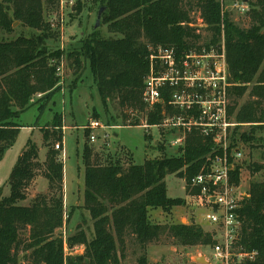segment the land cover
Masks as SVG:
<instances>
[{
	"label": "trees",
	"instance_id": "trees-1",
	"mask_svg": "<svg viewBox=\"0 0 264 264\" xmlns=\"http://www.w3.org/2000/svg\"><path fill=\"white\" fill-rule=\"evenodd\" d=\"M91 1L104 8L101 20L118 36L89 35L80 50L63 54L59 49L50 50L49 41L56 40L57 32L44 18L45 9L59 0H0V34H12L14 22L37 31L0 38V159L19 130L13 118L39 101L45 102L38 106L42 111L59 91L57 67L64 56L74 71L80 69L82 60L88 61L106 114L107 102L115 99L127 125L144 121L152 126L160 124L163 111L167 112V87L162 90L163 102L152 106L144 102L143 84L151 52L170 47L178 56L190 50H208L223 36L227 91L234 105L229 114L247 92L236 112V123L252 128L264 124V0H247L246 27L234 23L219 0H194L195 8L191 3L187 7L184 0ZM191 9L206 25L205 36L197 32ZM57 117L55 114L50 124L51 134L43 133L48 148L44 161L38 160L36 145L28 142L11 169L9 194L0 197V264H120L129 239L144 251L164 234L182 246L214 243L212 234L197 224L152 223L149 217L152 209L168 212L184 203L181 198L167 196V175H177L188 184L209 167L210 158L223 155L208 154L214 143L192 130L186 135L182 154L146 158L142 164L131 162L126 167L118 160L98 163L97 153L84 146L83 208L93 221V236L87 239L83 230L75 232L67 243L70 247L83 245L84 251L64 257L63 236L57 232L65 223L63 161L49 144L52 138L61 139L55 130L62 127ZM240 136L248 141L253 132ZM147 149L146 143L145 152ZM38 174L47 180V191L20 205ZM238 176L239 167L234 165L229 171L233 185L238 184ZM239 212V243L244 251L255 252L254 258L243 264H264V180L250 183ZM24 234L27 238L22 239ZM137 264H148L146 255L139 256Z\"/></svg>",
	"mask_w": 264,
	"mask_h": 264
},
{
	"label": "rangeland",
	"instance_id": "rangeland-1",
	"mask_svg": "<svg viewBox=\"0 0 264 264\" xmlns=\"http://www.w3.org/2000/svg\"><path fill=\"white\" fill-rule=\"evenodd\" d=\"M219 1L223 3L224 9L227 10L230 19L234 23L241 27H246L249 24L247 15L249 4L247 0ZM184 2L187 3V7L188 3H191L193 8L196 7L194 6V0H184ZM99 8L100 6L91 0H59V3L51 8L47 7L44 18L52 23V28L57 32L56 40L49 41L50 50L59 49L63 54H67L71 51L80 50L82 41L89 35L95 34L101 38L118 36L108 30V25L102 22L101 17L98 25L95 26ZM190 16L197 32L205 36L206 25L199 18L197 11L191 9ZM13 26L14 32L12 34H0V38L11 39L19 34L29 36L37 33V31L19 22H14ZM223 53L222 36V40L216 42L213 48L206 52L208 56H204L202 62L197 63L198 56L192 57L189 61L191 64L188 63V66H185L179 73L175 69L176 65H174V71H168V76L173 77L174 82L175 79L178 82L174 85V87L177 85L175 91L181 88H192L195 84L193 82H196L197 78L213 77L210 72L218 70L219 74L223 75L222 68L227 78L226 65L222 63ZM201 54H205V52L203 51ZM62 61L57 67L60 89L53 94L45 108L39 111L38 106H44L45 102L37 101L38 103L32 104L27 110L21 112L18 117L13 118V121L19 125V130L12 145L4 150L0 159V197L9 194L8 180L11 169L28 142L36 145L38 160L40 162L44 161L48 148L43 144V133L48 131L51 134L52 128L49 127L56 114L62 127L60 131L55 130L58 135L61 134V139L57 141L56 138H50L51 143L49 144L50 147L57 150L55 145L59 143L60 149L57 151H59L61 157L63 153L65 154L61 158L64 169L65 223L57 232L68 239L78 230H83L87 239H91L93 236V221L88 211L83 208V147L88 146L94 155L97 153L98 163L106 164L109 160H118L126 167L131 162L142 164L146 158L182 154L185 144L182 148L172 146L170 142L181 136V134L174 131L169 133V130L161 124L147 126L143 124L144 121H141L137 125H127V121H123L120 107L115 99L107 102L108 114H106L88 61L82 60L80 69L77 71H74V67H72V64L70 65L65 56ZM156 67L157 69H155L159 70L160 73L167 69V65L163 60L157 62ZM183 76L187 78H183ZM165 86L171 87L167 84V81L163 83V87ZM39 97L40 95L36 98ZM245 99L246 94L241 98V103ZM232 106L234 105L230 103L229 108ZM235 114L234 110L230 113L232 120L236 123ZM89 120H97L106 127L94 132L96 136L94 142H90V131L84 128ZM250 131L253 132V139L243 140L240 136L241 133ZM145 136L148 138L147 142ZM146 143L147 152H145ZM216 148L222 150L224 154H228L226 163L231 168L234 165L239 167L238 184H234L239 193L246 195L251 182L264 180V124L252 128L249 124L236 123L234 127L229 129L225 144H222V146L218 144ZM208 154H211V152ZM219 154H222V152ZM255 167L258 169L256 170ZM43 177L42 174H38L33 179L35 183L33 186L30 185L27 191L28 196L25 200L19 202L20 205H27L31 196L38 194L34 193L36 190H40V193L47 191V188L44 190L43 187V184H46L45 177ZM164 181L167 196L181 198L184 203L171 208L168 212L160 208L152 209L149 212L151 222L166 225L194 223L204 231L213 234L212 226L204 220V214L208 212V209L194 204V199L190 197V194L193 193L190 184H186L183 178L174 174L167 175ZM65 198H67L66 204ZM21 238L25 239L27 235H21ZM211 246L178 245L167 234H164L158 241L148 244L143 251L133 243L132 239H129L124 252L125 256L120 264H137V260L142 254L146 255L148 264H215L212 259ZM196 257H203L205 261L203 259L196 261Z\"/></svg>",
	"mask_w": 264,
	"mask_h": 264
},
{
	"label": "built area",
	"instance_id": "built-area-1",
	"mask_svg": "<svg viewBox=\"0 0 264 264\" xmlns=\"http://www.w3.org/2000/svg\"><path fill=\"white\" fill-rule=\"evenodd\" d=\"M208 50H190L177 56L175 50L170 47L154 49L149 56L150 67L144 79L142 97L144 102L151 106L163 102L162 90L167 87V112L163 111L160 124L166 127L169 133L174 131L181 134L170 142L172 146L184 147L187 133L196 130L214 143L215 147L211 154L222 152V156L210 158L209 167L205 171L197 173L190 179L191 190L197 188V191H192L190 197L194 199L195 205L208 209L204 214V220L212 226L214 232L212 236L215 241L211 246L213 262L243 264L255 256L254 251H244L239 243L242 225L239 210L246 195L239 193L237 187L230 182L231 166L226 163L227 154L216 148L218 144L221 146L225 144L229 129L236 124L228 111L230 99L226 75L222 68L223 75H220L218 70L210 72L213 77L197 78L192 88H181L178 91H175L177 85L174 87L175 83H178L177 80L174 82V78L168 76V71H174V65L176 71L181 72L188 66L192 57L198 56L197 63L202 62V58L208 56L206 54ZM203 51L205 54H201ZM162 60L166 63L167 69L160 73L156 70V63ZM222 63L226 65L224 53ZM166 81L171 87H163ZM84 128L90 131V142H94L96 139L94 132L106 127L97 120H89ZM55 148L60 149V144L57 143ZM64 155L63 153L61 158ZM83 251V245L70 247L67 238L63 237L64 257L79 255Z\"/></svg>",
	"mask_w": 264,
	"mask_h": 264
},
{
	"label": "crops",
	"instance_id": "crops-1",
	"mask_svg": "<svg viewBox=\"0 0 264 264\" xmlns=\"http://www.w3.org/2000/svg\"><path fill=\"white\" fill-rule=\"evenodd\" d=\"M245 94H246V98H247V92H246ZM245 94H244V95H245ZM244 95H243V96H244ZM243 96H242V97H243ZM245 100H246V99H245ZM239 103H241V99H240V101L238 102V105H239V106L237 105L238 107L236 106V108L234 109L235 113L238 111V108L240 107V105H241L243 102H242L241 104H239ZM235 115H236V114H235ZM45 154H46V153H45ZM41 162H42V161H41ZM43 178H44V177H43ZM44 179H45V178H44ZM37 180H38V179H37ZM45 180H46V179H45ZM35 181H36V180H35ZM63 181H64V169H63ZM34 183H35V182L33 181L32 186H33ZM32 186H31V187H32ZM43 187H44V190H46V188H47V180H46V184H43ZM29 188H30V187H29ZM28 190H29V189H28ZM28 190H27V191H28ZM40 192H41L40 190H36L34 193L36 194V193H40ZM27 196H28V193H27ZM33 196H34V195H33ZM33 196H31V198H32ZM28 199H29V198H28ZM66 203H67V198H65V204H66Z\"/></svg>",
	"mask_w": 264,
	"mask_h": 264
},
{
	"label": "water",
	"instance_id": "water-1",
	"mask_svg": "<svg viewBox=\"0 0 264 264\" xmlns=\"http://www.w3.org/2000/svg\"><path fill=\"white\" fill-rule=\"evenodd\" d=\"M103 11H104V8H103V7H100L99 10H98V12H97V18H96L95 26L98 25L99 20H100V17H101V15H102ZM231 169H232V168H231ZM201 259L204 260L203 257H196V258H195L196 261L201 260ZM204 261H205V260H204Z\"/></svg>",
	"mask_w": 264,
	"mask_h": 264
}]
</instances>
